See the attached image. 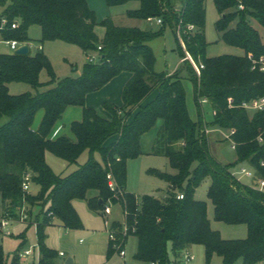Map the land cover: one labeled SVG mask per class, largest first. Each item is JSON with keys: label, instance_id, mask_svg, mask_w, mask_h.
Returning <instances> with one entry per match:
<instances>
[{"label": "trees", "instance_id": "1", "mask_svg": "<svg viewBox=\"0 0 264 264\" xmlns=\"http://www.w3.org/2000/svg\"><path fill=\"white\" fill-rule=\"evenodd\" d=\"M115 7L139 2L137 10L129 11L132 19H162L164 26L174 30L182 55L180 73L167 75L155 71L156 58L150 43L160 33H149L137 27H118L111 19L98 22L87 0H0V30L4 41L16 40L29 44L28 32L40 26V43L60 41L79 47L85 54L97 52L96 64H85L78 78L58 79L50 59L42 49L20 56L0 54V196L4 216L18 218L23 210L41 208L36 223L39 261L37 264H66L60 254L46 246V229L54 219L69 230L83 229V223L73 206L75 200H86L90 209L104 212L107 203L119 205L124 224L112 222L111 229L123 239L138 238L135 259L147 264H171L168 245L175 258L193 245L206 249V264L214 256L222 264L264 263V192L242 184L233 177L231 167L247 163L264 179V110L244 109L264 98V72L253 69V61L264 59V43L248 19L253 18L264 28V0H213L220 15L216 29L222 41L242 49L244 56L207 57L205 38L206 0H182L180 9L173 0H105ZM243 7V9L241 8ZM236 22V25H232ZM16 24V28L12 25ZM105 29L100 39L96 26ZM188 26L194 30L189 31ZM180 29L183 47L178 37ZM187 53L198 67V75ZM49 81L43 84L41 73ZM122 73H130L122 92V106L106 102L103 110L86 106V97L104 89ZM185 80L193 85L198 119L189 112ZM22 83L43 93L11 95L9 85ZM156 97L145 102L155 93ZM207 99L214 115L211 127L233 130L232 142L237 159L233 164L218 162L210 152L201 100ZM81 107L83 119L71 124L72 138L50 137L69 107ZM43 118L34 130L39 112ZM6 121L4 122V120ZM159 121L162 126L154 142L152 154L168 158L175 175L150 170L165 181L169 191L164 196H138L127 192V161L142 155V137ZM112 139L114 141L110 142ZM264 140V139H263ZM88 151L89 160L74 172L56 175L46 162V153L76 163ZM100 154L102 163L94 158ZM32 174L39 187L36 195L23 191L24 177ZM211 178L208 197L214 205L217 221L228 225H247L249 235L244 240H224L213 231L207 217V205L195 198L201 183ZM112 180L116 191H112ZM187 184V186H185ZM92 195L89 196V193ZM183 194V199H178ZM3 216V217H4ZM116 250L110 241L109 258ZM0 264H7L0 251ZM11 264H23L15 256Z\"/></svg>", "mask_w": 264, "mask_h": 264}, {"label": "rangeland", "instance_id": "2", "mask_svg": "<svg viewBox=\"0 0 264 264\" xmlns=\"http://www.w3.org/2000/svg\"><path fill=\"white\" fill-rule=\"evenodd\" d=\"M178 10L182 6V0H173ZM89 8L96 13L99 23L106 19H111L118 27H137L149 33H161L156 37L150 46L154 52L156 62L155 71L158 73H166L171 76L180 73L182 67V55L179 49V43L170 25L164 26L159 24L160 18H155L153 21L132 19L128 17L129 11L137 10L140 7L139 2H130L122 6L109 7L105 0H87ZM3 9L0 8V14ZM206 25L204 29L207 47V57L215 58L224 55L241 56L244 55L242 49L227 45L222 41V34L216 29V22L220 15L216 9L213 0H206ZM249 24L259 31L261 40L264 43V28L258 21L253 18L248 19ZM236 22L232 25L234 27ZM96 33L100 39L105 36V29L101 25L96 26ZM31 42L28 46L32 54L36 53L40 47L50 59L53 66V71L58 79L64 78H78L83 74V67L85 64H96L99 61L97 52L85 54L79 47L69 45L64 42L54 41L40 43L42 38V29L40 26H33L28 32ZM13 53L4 41L0 34V54ZM49 75L43 71L40 80L43 84L49 81ZM186 97L189 111L193 117L198 118L197 106L194 100L193 85L190 81L185 80ZM50 87L43 85L38 90L32 88L30 85L22 83H13L9 85L11 95H21L24 93H43L49 90ZM202 105L203 116L206 128L209 130L208 139L210 141V152L213 157L222 164L235 163L237 156L235 150L232 148V141L226 139L229 134L227 130L215 129L211 127L214 115L212 107L209 103ZM252 112V111H250ZM39 113H43L42 111ZM39 113L37 116H39ZM40 114V115H41ZM108 115V113H107ZM109 117V115H108ZM36 117V126L38 128V121ZM6 119L4 120V122ZM68 126L70 120L64 121ZM59 124V123H58ZM35 125V124H34ZM162 126V121L148 133H146L141 140L142 155L136 159L127 161V192L136 194L138 196H164L169 191V185L149 173L150 170H157L163 173L175 175L177 171L170 166L168 158L163 155L152 154L154 142L159 136V131ZM57 127V126H56ZM70 133L61 136H68L72 138L71 126ZM52 140V136L50 137ZM46 162L56 175H67L84 165L90 158V153L85 151L78 161L72 165L68 162L56 157L52 153H46ZM94 158L102 163L100 154L95 153ZM242 169L255 174V171L247 163H238L231 167L232 174L235 175L242 184L251 186L252 180L241 175ZM211 185V178H206L195 192V198L203 201L207 205V217L211 223L213 231L219 232L224 240H244L248 238L249 229L247 225H228L224 222L217 221L214 214V205L208 197V191ZM187 186V184H185ZM39 192V187L35 184L31 185L30 194L36 195ZM92 192L89 193V196ZM73 206L76 209L79 217L83 223V229L69 230L62 226L59 220L54 219V225L46 229V246L58 254L63 253L61 257L63 262L72 260L73 264H147L139 262L135 259L138 250V238L130 236L123 247L126 252L125 258L115 251L111 258L108 255V248L110 244L109 227L107 224L112 222H119L124 224V213L119 205H112L107 203L106 206L111 207L112 214L107 216L104 212L92 211L86 200H75ZM29 218L27 221H19L21 218H14L11 224L12 235L7 237L0 234V251L7 264H11L15 256L28 264H37L39 260V248L36 223L38 222V215L41 212L39 206L31 209H25ZM1 196H0V219L3 218ZM31 250L32 254L25 256L24 252ZM168 254L171 264H206V249L201 244H196L182 252L179 258H175L172 252V246L168 245ZM190 256L189 260L188 257ZM187 257V258H186ZM192 258V259H191ZM223 260L219 256H214L212 264H222ZM235 264H244L242 259H239ZM264 264V263H262Z\"/></svg>", "mask_w": 264, "mask_h": 264}, {"label": "built area", "instance_id": "3", "mask_svg": "<svg viewBox=\"0 0 264 264\" xmlns=\"http://www.w3.org/2000/svg\"><path fill=\"white\" fill-rule=\"evenodd\" d=\"M241 8L243 9V7H241ZM153 20L154 19H152V18L148 19V21H153ZM158 23L162 24L163 23L162 19H159ZM7 25H8L7 20L3 19L1 21V23H0V30H3ZM16 27H17L16 24L12 25L13 29L16 28ZM188 30L189 31H193L194 27L193 26H188ZM178 37L181 40V43H182L183 47L185 48V45H184V43H183V41L181 39L180 29L178 30ZM7 44L9 45L11 51L13 53H15V51L20 46L24 45L25 43H20V42H18L16 40H12V41H8ZM40 49H41V47H40ZM187 59H189L193 63L195 70L197 71L198 75H200V73H201L200 70L203 68V66L198 67L195 64V62L193 61L192 57L188 53H187ZM257 68H259L260 71L264 72V59L263 58L253 61V69H257ZM202 103L203 104H207V103H209V101L207 99H203ZM242 107L244 109H246V110H249V111H262V110H264V98L260 99V100H255V101H253L250 104H243ZM213 114L215 115L216 113L213 112ZM205 132L208 134L209 130L205 129ZM234 133H235V131L230 130L229 134L226 135V139H229V140L232 141L231 137H232V135H234ZM263 139L264 138L262 136H260L258 138L260 143H262L264 141ZM232 148L235 149V145H234L233 142H232ZM260 167L264 169V161L260 162ZM254 171H255V174L247 171L246 169H242L241 175L243 177H246V178H249V179L252 180V184H251L250 187H252L253 189H255V190L259 191V192H264V179L257 175V171L255 169H254ZM232 175H233L234 178H236L234 174H232ZM32 177L33 176L30 173H27L25 175V177H24L23 191L26 192V193H30L31 185L33 184ZM109 186H110L112 191H116L115 190L116 189L115 184H114V182L112 180H110ZM177 198L181 200V199L184 198V195L183 194H178ZM104 214L107 215V216L111 215L112 214L111 207H107L105 209V211H104ZM20 218L21 219L19 221H27L28 220L29 216H28V214L26 213L25 210H23L21 212ZM13 221H14V218L9 216V215L4 216L3 218H1L0 219V234H2L4 236H7V237L11 236L12 235L11 224H12ZM111 225H112V223L111 224H107V226L109 227V238H110V241L112 243V247L120 254V256L122 258H125L126 252L123 250V247H124L123 242L125 241L124 237L126 236L127 230H126V228L123 227V230H122L123 239H120L118 234L111 229ZM31 254H32L31 250H27V251L24 252L25 256H29ZM60 256L62 257V256H64V254L60 253ZM187 257H188V260H189L190 256H187Z\"/></svg>", "mask_w": 264, "mask_h": 264}, {"label": "crops", "instance_id": "4", "mask_svg": "<svg viewBox=\"0 0 264 264\" xmlns=\"http://www.w3.org/2000/svg\"><path fill=\"white\" fill-rule=\"evenodd\" d=\"M244 55H245V53H244ZM244 55H241V56H244ZM131 77H132V75L130 73H122L121 75H119L118 77L113 79L101 91L88 95L86 97V106L88 108L97 109L102 115L108 117L107 113L103 110V105L106 102H108V103H112V104H114V105H116L118 107H121L122 104H123V102H122V92L124 90V87L128 83V81L131 79ZM157 93L158 92H155L145 102V104L151 102L156 97ZM40 114L41 113H39V116H37V119H38L37 121L39 122L38 125L40 124V122H41V120L43 118V113L41 115ZM190 115H191V113H190ZM191 117L195 121H197V119H198V118H195L196 116L193 117V115H191ZM66 119L70 120L69 126L66 123H64V121H66ZM82 119H83V109L81 107H76V106L69 107L66 110V112L64 113L62 120L59 122V124H57V127L55 128V130L53 132L52 138L56 139V138L60 137L63 134L70 133L68 131H69V127L71 126V124L73 122H81ZM34 126H36V121H35V125ZM114 140L115 139H112L111 141H109V143L114 141ZM20 261L23 264H28V263H25V261H22V260H20ZM72 264H73V262H72Z\"/></svg>", "mask_w": 264, "mask_h": 264}, {"label": "water", "instance_id": "5", "mask_svg": "<svg viewBox=\"0 0 264 264\" xmlns=\"http://www.w3.org/2000/svg\"><path fill=\"white\" fill-rule=\"evenodd\" d=\"M29 52H30L29 46L27 44H24L15 51V54L20 56H25L28 55ZM72 262H73L72 260H68L66 261V264H72Z\"/></svg>", "mask_w": 264, "mask_h": 264}]
</instances>
